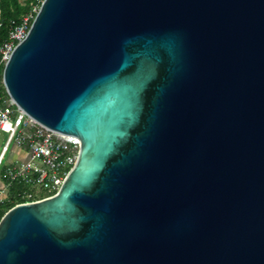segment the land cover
I'll list each match as a JSON object with an SVG mask.
<instances>
[{
	"label": "water",
	"instance_id": "1",
	"mask_svg": "<svg viewBox=\"0 0 264 264\" xmlns=\"http://www.w3.org/2000/svg\"><path fill=\"white\" fill-rule=\"evenodd\" d=\"M1 80L80 147L0 264H264V0H43Z\"/></svg>",
	"mask_w": 264,
	"mask_h": 264
},
{
	"label": "built area",
	"instance_id": "2",
	"mask_svg": "<svg viewBox=\"0 0 264 264\" xmlns=\"http://www.w3.org/2000/svg\"><path fill=\"white\" fill-rule=\"evenodd\" d=\"M26 32L24 22L10 34L9 43L0 49V66H4ZM0 132L6 135L0 150V165L11 145L21 152L6 165L3 174L6 181L0 185V199L6 197L14 183L25 187L18 195L24 201L20 204L55 195L76 163L79 140L41 126L24 114L7 94L0 100Z\"/></svg>",
	"mask_w": 264,
	"mask_h": 264
},
{
	"label": "trees",
	"instance_id": "3",
	"mask_svg": "<svg viewBox=\"0 0 264 264\" xmlns=\"http://www.w3.org/2000/svg\"><path fill=\"white\" fill-rule=\"evenodd\" d=\"M43 0H0V49L10 41V34L26 22L29 29L31 22L37 13ZM3 66H0V100H4L6 92L2 84ZM2 165V164H1ZM0 165V181H6L4 177L5 167ZM25 189L24 186L14 183L8 190L6 197L0 199V219L12 207L24 202L19 198V193Z\"/></svg>",
	"mask_w": 264,
	"mask_h": 264
},
{
	"label": "rangeland",
	"instance_id": "4",
	"mask_svg": "<svg viewBox=\"0 0 264 264\" xmlns=\"http://www.w3.org/2000/svg\"><path fill=\"white\" fill-rule=\"evenodd\" d=\"M5 139H6V135L3 133H0V141H1L0 150H1V145L4 144ZM14 151H16V149L14 148V146L11 145L9 147L8 153H6V155L4 156L2 160V165H1L2 168L9 164L10 158L13 159L12 154L14 153Z\"/></svg>",
	"mask_w": 264,
	"mask_h": 264
},
{
	"label": "crops",
	"instance_id": "5",
	"mask_svg": "<svg viewBox=\"0 0 264 264\" xmlns=\"http://www.w3.org/2000/svg\"><path fill=\"white\" fill-rule=\"evenodd\" d=\"M0 133H1V132H0ZM0 143H1V141H0ZM1 147H2V145H1ZM14 152H15V153L12 154L13 157H14L15 155H16V156H19V155L21 154V152H18L17 150L14 151ZM10 160H11V158H10ZM1 183H2V182L0 181V185H1Z\"/></svg>",
	"mask_w": 264,
	"mask_h": 264
}]
</instances>
